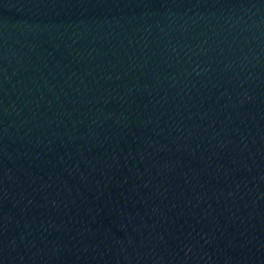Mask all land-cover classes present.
<instances>
[{"label":"water","instance_id":"water-1","mask_svg":"<svg viewBox=\"0 0 264 264\" xmlns=\"http://www.w3.org/2000/svg\"><path fill=\"white\" fill-rule=\"evenodd\" d=\"M0 264H264V0H0Z\"/></svg>","mask_w":264,"mask_h":264}]
</instances>
